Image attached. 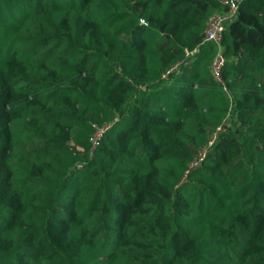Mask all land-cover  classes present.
I'll list each match as a JSON object with an SVG mask.
<instances>
[{
	"label": "trees",
	"instance_id": "1",
	"mask_svg": "<svg viewBox=\"0 0 264 264\" xmlns=\"http://www.w3.org/2000/svg\"><path fill=\"white\" fill-rule=\"evenodd\" d=\"M226 9L0 0V264H264V0L225 22L224 88Z\"/></svg>",
	"mask_w": 264,
	"mask_h": 264
},
{
	"label": "built area",
	"instance_id": "2",
	"mask_svg": "<svg viewBox=\"0 0 264 264\" xmlns=\"http://www.w3.org/2000/svg\"><path fill=\"white\" fill-rule=\"evenodd\" d=\"M222 3L226 5L227 9L224 11H214L207 18L203 39L205 41H211L215 43L217 46V51L210 62V68L215 79L219 83H221L224 87V83L220 76L222 66L225 62V55L222 50L221 40H222V34H223L225 22L235 14L238 0H222ZM108 127H109L108 125H103V126L95 125L94 134L91 139L93 144L97 143V140L108 129ZM204 155L205 152L202 151L198 156V158H196L193 163L202 159Z\"/></svg>",
	"mask_w": 264,
	"mask_h": 264
},
{
	"label": "rangeland",
	"instance_id": "3",
	"mask_svg": "<svg viewBox=\"0 0 264 264\" xmlns=\"http://www.w3.org/2000/svg\"><path fill=\"white\" fill-rule=\"evenodd\" d=\"M77 138H79V136H78V135H75L74 138L71 139V143H73L74 146L79 147V146L77 145V143H76V139H77Z\"/></svg>",
	"mask_w": 264,
	"mask_h": 264
}]
</instances>
